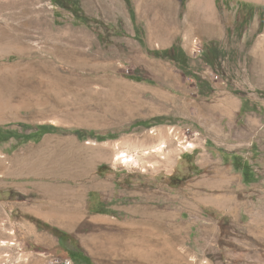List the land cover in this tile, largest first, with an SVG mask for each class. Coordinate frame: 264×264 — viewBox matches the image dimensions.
<instances>
[{"label": "rangeland", "instance_id": "1", "mask_svg": "<svg viewBox=\"0 0 264 264\" xmlns=\"http://www.w3.org/2000/svg\"><path fill=\"white\" fill-rule=\"evenodd\" d=\"M72 1L0 0V264H264V0Z\"/></svg>", "mask_w": 264, "mask_h": 264}, {"label": "trees", "instance_id": "2", "mask_svg": "<svg viewBox=\"0 0 264 264\" xmlns=\"http://www.w3.org/2000/svg\"><path fill=\"white\" fill-rule=\"evenodd\" d=\"M62 1L64 0H52L53 4L57 7H64ZM67 1V2H66ZM65 2L67 3V5H70L74 8L73 11H69V15H67L65 17L64 13L62 11L57 10L56 11V19L57 20H61L60 22H67V23H71L75 26H85V27H91L92 23L94 22L93 19L89 18L85 12L83 11V9L81 8V6L79 5L78 1H72V0H65ZM129 10L131 12H133L132 9V3L131 0H125ZM67 10H70L69 8ZM218 55H215V58H217ZM207 63L212 66L213 68H215V63L210 59H207ZM188 72V71H187ZM188 76L194 78V79H198V77L196 75H193L192 73L188 72L187 73ZM248 112V107L244 106L241 110L240 115H245ZM56 130L55 127H50V126H38L36 131L33 134L27 135L23 141V143H28V142H39L44 135L48 134V133H52ZM9 131H6L3 128H0V137H2L5 134H9ZM78 136H81L80 132H77ZM224 154V153H223ZM226 156V161H231L234 168L242 173L243 176V180L246 184H249L251 182H254L255 179V172L252 169V167L247 163L244 162L243 158L236 155V154H228L225 153L224 154ZM102 198L100 197L99 194L97 193H90L87 199V208L88 210H90L91 208V204L92 203H97L98 205L102 204L101 201ZM57 232V231H56ZM60 238H63V236H66L64 233H56ZM68 254L70 255V257L76 262V264H92L91 259L86 256L85 254H78L74 251H67Z\"/></svg>", "mask_w": 264, "mask_h": 264}, {"label": "bare ground", "instance_id": "3", "mask_svg": "<svg viewBox=\"0 0 264 264\" xmlns=\"http://www.w3.org/2000/svg\"><path fill=\"white\" fill-rule=\"evenodd\" d=\"M162 151V148L161 147H158V148H155V149H153L152 151H150V152H147L146 154H151V153H153V154H158V153H160ZM124 158H126V160H125V162H128L129 160H128V158H129V156L126 154H122L118 159H124ZM131 161H133V159L132 160H130L129 162H131ZM1 244L2 245H5L6 244V242H1ZM12 245L14 244V243H11Z\"/></svg>", "mask_w": 264, "mask_h": 264}, {"label": "built area", "instance_id": "4", "mask_svg": "<svg viewBox=\"0 0 264 264\" xmlns=\"http://www.w3.org/2000/svg\"><path fill=\"white\" fill-rule=\"evenodd\" d=\"M63 264H71V261H65Z\"/></svg>", "mask_w": 264, "mask_h": 264}]
</instances>
